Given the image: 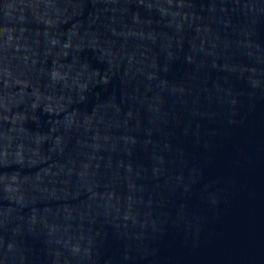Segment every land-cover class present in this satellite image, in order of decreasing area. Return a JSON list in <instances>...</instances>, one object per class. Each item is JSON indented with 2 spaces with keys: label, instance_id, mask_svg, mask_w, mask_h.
<instances>
[{
  "label": "water",
  "instance_id": "1",
  "mask_svg": "<svg viewBox=\"0 0 264 264\" xmlns=\"http://www.w3.org/2000/svg\"><path fill=\"white\" fill-rule=\"evenodd\" d=\"M0 264H264V0H0Z\"/></svg>",
  "mask_w": 264,
  "mask_h": 264
}]
</instances>
